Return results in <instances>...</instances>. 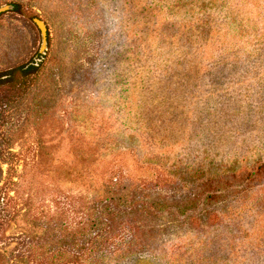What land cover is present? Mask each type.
<instances>
[{"label": "rangeland", "instance_id": "rangeland-1", "mask_svg": "<svg viewBox=\"0 0 264 264\" xmlns=\"http://www.w3.org/2000/svg\"><path fill=\"white\" fill-rule=\"evenodd\" d=\"M9 3L19 9L0 16V71L36 57L34 17L52 25L39 71L53 59L62 122L48 145L74 141L80 161L97 146L101 168L122 163L134 181L166 177L171 205L184 199L178 184L202 195L225 181L240 189L201 201L199 228L171 207L159 223L148 221L144 248L111 264H264V168L246 180L245 192L240 185L242 175L264 164V0H0ZM25 5L36 13L30 20L22 17ZM24 115L23 106L0 114V161L14 154L9 203L20 212L0 231L6 264L25 245L20 218L28 203L37 216L61 212L71 224L83 215L75 199L92 196L86 172L75 175L59 167L63 156L42 152ZM150 121L166 146L151 144ZM8 167L2 165L3 178ZM213 212L221 221L208 224ZM76 256L68 264H107L110 257Z\"/></svg>", "mask_w": 264, "mask_h": 264}, {"label": "trees", "instance_id": "trees-1", "mask_svg": "<svg viewBox=\"0 0 264 264\" xmlns=\"http://www.w3.org/2000/svg\"><path fill=\"white\" fill-rule=\"evenodd\" d=\"M35 14L30 6H23L24 19L30 20ZM45 21L49 33L52 25ZM165 25L166 23L162 27ZM18 64L5 67H14L12 69L17 70L9 84H5L8 83V77L0 75V114L4 117L6 111L23 106L25 112L23 125L31 126L37 131L42 152L49 156H63L59 167L67 166L75 175L86 172L87 188L92 192V196L83 201L79 200V196L75 199L74 209L83 210V215L80 217L81 220H74L71 224L67 223L61 212L54 216L47 214L37 216L31 212V204L28 203L26 212L20 218L24 222L27 239L22 250L16 253L12 264H68L79 259L76 255L85 254L93 255L96 261H101L102 255H110L107 264H111V261H121L125 255L135 254L144 248L145 244L140 238L145 237V228L152 229L148 221L159 223L162 217L160 215L171 207L178 208L177 215L171 212L177 219L183 217L182 222L199 228L203 225L198 213L201 201L206 202L222 196L232 197L240 192L239 188L228 181L218 185V189L203 195L195 187L191 189V186L178 184L176 189L184 192L181 194L184 199L177 203L178 205L174 202L171 205L166 203L168 200L166 195L169 194H163L168 184L166 177L144 176L134 181L132 177L125 175L122 163L119 167L117 163H113L107 168H101L103 159H99L100 148L97 146L89 147L85 152L88 159L80 161L81 146L74 141H71L67 148L48 145L47 141L51 142L56 139L55 136L60 135L57 126L62 122V118L55 111L56 72H53V59H48L42 69L35 73L36 75H33L36 67L28 70L30 66L25 68L17 66ZM64 68L62 66L60 71ZM147 131V137L154 147L166 146V142H169L165 140L166 136L161 135L153 121L148 124ZM157 139H162L165 143ZM65 140L69 141L67 137ZM9 154L12 157L0 161V184L3 183L0 185V231L13 221L14 215L20 214L10 209V192L17 182L14 181L11 172L16 164L14 154ZM3 164L9 165L5 178L2 177ZM262 168L263 163L254 168L247 177L246 174L240 177L243 192L246 191V180L253 179ZM73 181L81 183L79 178ZM175 183L177 184L176 181ZM220 221L221 216L216 212L208 217V224H217ZM156 226L153 228L154 234ZM0 264H6V261L0 258Z\"/></svg>", "mask_w": 264, "mask_h": 264}, {"label": "water", "instance_id": "water-1", "mask_svg": "<svg viewBox=\"0 0 264 264\" xmlns=\"http://www.w3.org/2000/svg\"><path fill=\"white\" fill-rule=\"evenodd\" d=\"M18 9H19V6L17 4H14V3L4 4L0 6V16L9 11H18ZM33 22L37 25V27L40 30V35H41L40 49L35 58L34 57L31 58L28 62L21 64V66L25 68L30 66L28 70H30L31 67H36V70L33 71L34 73L31 72L35 74L40 69L42 63L44 62V59L46 58L47 50L49 48V38H48L46 23L38 17H34ZM15 71L17 70L11 68L8 71L6 70L5 72H0V75H4V78L8 77L7 82H10L12 81L11 79H13L15 76V73H14Z\"/></svg>", "mask_w": 264, "mask_h": 264}]
</instances>
